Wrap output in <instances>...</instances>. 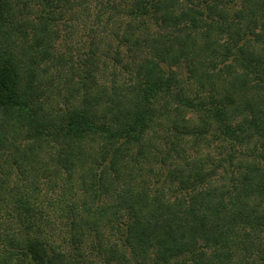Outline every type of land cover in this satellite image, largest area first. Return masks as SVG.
<instances>
[{"label":"trees","instance_id":"1","mask_svg":"<svg viewBox=\"0 0 264 264\" xmlns=\"http://www.w3.org/2000/svg\"><path fill=\"white\" fill-rule=\"evenodd\" d=\"M0 264H264V0H0Z\"/></svg>","mask_w":264,"mask_h":264}]
</instances>
